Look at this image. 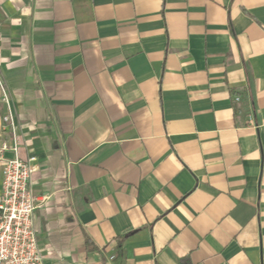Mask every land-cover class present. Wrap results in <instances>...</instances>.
Wrapping results in <instances>:
<instances>
[{
  "label": "crops",
  "instance_id": "crops-1",
  "mask_svg": "<svg viewBox=\"0 0 264 264\" xmlns=\"http://www.w3.org/2000/svg\"><path fill=\"white\" fill-rule=\"evenodd\" d=\"M0 72L42 264H264V0H0Z\"/></svg>",
  "mask_w": 264,
  "mask_h": 264
},
{
  "label": "built area",
  "instance_id": "built-area-1",
  "mask_svg": "<svg viewBox=\"0 0 264 264\" xmlns=\"http://www.w3.org/2000/svg\"><path fill=\"white\" fill-rule=\"evenodd\" d=\"M2 100L8 111L2 119L5 128L14 134V145H0V160L4 161L2 192L0 195V264H42L43 256L35 228V211L47 197H37L33 191V177L38 170L37 157H22L15 131L14 113L0 72ZM240 98L236 97L238 101ZM11 150L13 157L4 152ZM113 258V257H112Z\"/></svg>",
  "mask_w": 264,
  "mask_h": 264
}]
</instances>
